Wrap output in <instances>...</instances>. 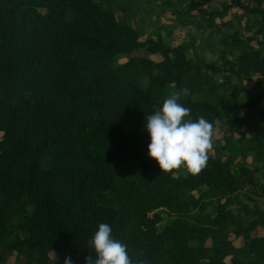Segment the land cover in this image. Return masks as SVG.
Returning <instances> with one entry per match:
<instances>
[{"label":"trees","instance_id":"obj_1","mask_svg":"<svg viewBox=\"0 0 264 264\" xmlns=\"http://www.w3.org/2000/svg\"><path fill=\"white\" fill-rule=\"evenodd\" d=\"M212 1L163 0V27L219 61L191 28L142 38L125 0H0V264H86L101 223L133 264H264V0ZM174 92L220 124L197 176L148 155Z\"/></svg>","mask_w":264,"mask_h":264},{"label":"clouds","instance_id":"obj_2","mask_svg":"<svg viewBox=\"0 0 264 264\" xmlns=\"http://www.w3.org/2000/svg\"><path fill=\"white\" fill-rule=\"evenodd\" d=\"M182 92L190 94L187 88ZM180 97V92L172 93L161 108L146 117L145 127L150 136L148 155L158 163L161 172L176 175L183 167L197 176L207 166L215 132L213 124L203 116L195 121L186 120L190 109L178 102ZM88 245L94 250L95 259L89 253L86 264H133L127 245L113 238L109 224H99ZM64 264H73L72 257H65Z\"/></svg>","mask_w":264,"mask_h":264},{"label":"rangeland","instance_id":"obj_3","mask_svg":"<svg viewBox=\"0 0 264 264\" xmlns=\"http://www.w3.org/2000/svg\"><path fill=\"white\" fill-rule=\"evenodd\" d=\"M125 1L126 3H128L127 10L130 15V20L132 21L134 25H140L144 30V33L141 36L142 38H144L148 34L155 36L154 31L158 28L159 33L163 37L169 38L170 41L173 44H175L181 41L182 39H184L186 37L185 31L188 28H191L193 32L197 33V39H196V44L190 50V53L193 52V50L197 49L198 52L204 53L207 59H216L217 61H219V57L217 56L216 52L212 51V49H209L208 46H205V43L203 44L200 43L201 45L199 46V42H201V38H200L201 36L199 33L200 29L196 26V24L194 23L188 24V25H185L184 28L177 26L174 28L172 34L168 35L167 29H165L163 25L171 24L174 20L173 18L175 15L171 13L170 7L164 4L163 0H125ZM227 1L228 0H213L212 3L220 7L222 6V4H226ZM237 11H239V9H237L236 6L231 7L229 11L225 14L224 19L231 20L233 18L231 16H233V13ZM233 22L235 23V21ZM242 30L245 34H250V31L248 29L243 28ZM205 33L206 32H204V34ZM202 42H205V40H203ZM251 42L255 44V39H253ZM147 55L154 59L159 58V55L155 53H147ZM125 58H126L125 56L121 57V59H125ZM251 80L244 81L245 87L239 95V98L241 99V101L245 99V91L250 86H252ZM260 105L264 107V99L262 100ZM238 112H240V110H238ZM219 125L220 124L218 121L217 126L214 128V132L216 136H220L222 134V132L220 131ZM248 159H250V156H248ZM240 193H242V191H240ZM258 199L260 200V202L264 203V197H258ZM238 242L239 241H237L236 239V243ZM11 260L9 261L10 264H12Z\"/></svg>","mask_w":264,"mask_h":264},{"label":"crops","instance_id":"obj_4","mask_svg":"<svg viewBox=\"0 0 264 264\" xmlns=\"http://www.w3.org/2000/svg\"><path fill=\"white\" fill-rule=\"evenodd\" d=\"M253 233L255 235H263L264 234V229L261 226H256L255 229L253 230Z\"/></svg>","mask_w":264,"mask_h":264}]
</instances>
